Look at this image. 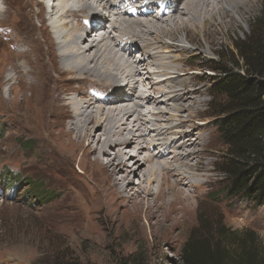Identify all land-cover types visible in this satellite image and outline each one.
Instances as JSON below:
<instances>
[{
  "label": "rangeland",
  "instance_id": "1",
  "mask_svg": "<svg viewBox=\"0 0 264 264\" xmlns=\"http://www.w3.org/2000/svg\"><path fill=\"white\" fill-rule=\"evenodd\" d=\"M90 1L86 11H95L97 4L93 2L92 5ZM182 3L180 9L184 15L181 16H189V24L176 29L173 22L164 26V23L152 21L156 26L164 27L162 33L152 27L147 31L142 20L139 22L124 15L116 17L121 36L125 35L128 41L124 46H138L145 55L148 53L146 58L132 52L133 49L130 52L132 59L137 56L138 62L134 65L137 70L150 71L144 74L146 78H143L141 88L146 90L150 80L151 85L167 83L168 88L162 87L161 90L178 95L176 99L156 103L150 93V105L145 108L149 115L145 121L141 120V127L162 132L164 121L174 124L178 119L185 120L180 128L167 136L169 140L179 137L173 140L174 145L179 150H186L191 160L189 164L199 167L197 177L193 175L191 180L203 182L189 200L182 202V205L189 206L182 225L178 228L168 226L170 231L174 230V240L157 247L154 241H148L150 229L147 227L146 233L140 230L145 222L143 219L125 224L123 204L113 223L103 222L98 203L89 198L93 189L90 185L89 188L84 186L77 162L72 165V173L66 174L43 157L41 143L47 141V135L31 126L37 121L23 101L29 92L24 91V96L15 93L10 88L11 83H3V80L24 76L27 67L21 62L35 59L37 54L47 51L49 39H53L48 27L51 12L42 0H0L3 9L0 12V264H183L180 254L183 243L193 229H198L204 215L209 217L204 225L213 223L212 228L220 222L221 226L240 232L253 229L258 233L260 248L264 249V202L248 194H230L231 178L225 173L226 164L229 165L227 145L219 132V120L212 115L218 112L219 103L226 101V97L210 94L218 75L205 67L217 62L225 66L226 59H236L234 43L250 33L256 17H262L264 24V0H242L238 8L227 6V12L222 16L213 8L212 13H216L213 22L191 16L192 10L186 8V1L182 0ZM105 10L107 6L102 12ZM69 16L77 18L79 15ZM107 16L110 20L113 17L111 13ZM126 39L120 37L119 40ZM170 46L172 50H169ZM95 74L83 77L93 80ZM168 76L176 79L171 80ZM185 78L187 80L180 86L179 81ZM99 80L106 82L103 76ZM135 82L140 80L136 78ZM107 85L111 84L76 78L69 81L73 97H93L94 103L96 96L112 91ZM164 92L157 95L162 96ZM92 105L96 106V103ZM177 106L184 109H177ZM189 110L193 111L192 116ZM158 167L165 169L162 164ZM179 177L175 175L173 180L177 181ZM139 178L140 175L136 174L127 180L137 184ZM150 188L155 191L156 183L150 184ZM179 188L184 191L192 189L181 179L171 191ZM164 191V200H171L170 190L164 188ZM41 193L44 196H40ZM63 212L71 219L70 223L59 222Z\"/></svg>",
  "mask_w": 264,
  "mask_h": 264
},
{
  "label": "bare ground",
  "instance_id": "2",
  "mask_svg": "<svg viewBox=\"0 0 264 264\" xmlns=\"http://www.w3.org/2000/svg\"><path fill=\"white\" fill-rule=\"evenodd\" d=\"M42 1L46 2L50 9L48 11L51 12L48 27L52 31L53 39H49V48L46 52L37 54L35 59L21 62L23 67H27L24 76L6 78L3 83H11L10 88L23 96L24 91L29 92L28 96L22 97L30 115L37 121L35 125H30L47 135V141L41 143L42 149L44 148L43 157L66 174L71 172L73 163L77 162L81 176L84 177V186L89 188L90 185L93 189L89 198L98 203L103 222L113 223L123 204L122 218L125 224L137 223L143 219L145 222H142L140 230L146 233L147 227L150 229L149 242L154 241L158 247L163 242L173 241L176 235L168 226L178 228L182 225L189 212V206L182 205V202L189 200L193 196L192 192L200 188L203 182L191 180L193 175L197 177L199 167L189 164L188 161L191 160L186 150H179L174 145L173 140L179 137L169 140L167 136L180 128L185 120L178 119L174 124H169L168 120L164 121L162 132L141 127V120L149 115L145 113V108L150 105V93L156 103L176 99L178 95L172 94L173 91L161 90L162 87L168 88L167 83L151 85L150 80L146 84V90L141 88L143 78H146L144 74L150 71L142 72L141 68L137 70L134 67L138 62L137 56L133 54L132 59L130 52L133 49L132 52L146 58L148 53L145 55L138 46H124L128 41L125 35L121 36L116 17L124 15L139 22L142 20L147 31L152 27L162 33L165 31L164 27L156 26L154 22L164 23V26L173 22L176 29L178 26L189 24L190 17L181 16L184 12L180 6L184 3L182 0H92V5L96 2L97 6L95 11L92 9L89 12L86 11L89 9V0ZM185 1L186 8L192 10L191 16L204 22H213L214 14L218 12L222 16L227 12V6L238 8L242 0ZM214 2L219 6L214 5ZM162 5L163 9L160 10ZM106 6L107 10L102 12ZM213 8L216 9L214 14ZM2 11L0 7V12ZM107 13L112 14L111 20ZM76 14L79 15L77 18L69 16ZM89 27L92 28L90 32ZM93 32H100L99 36ZM120 37L126 40L120 41ZM169 50H172L171 46ZM122 59L125 62H122ZM132 67L135 69L132 70ZM130 69L132 71H129ZM95 72L97 74L93 76L97 79L83 77L92 76ZM101 76L106 78V82L99 80ZM75 78L111 84L107 87L112 88V91L96 96V106H93V97L71 95L69 81ZM136 78L140 82L133 83ZM170 79L174 80L176 77ZM185 80L187 79H181L179 85ZM136 89L141 90V93ZM162 91V96L157 95ZM178 108L184 109L183 106H177ZM188 113L192 116L193 111L189 110ZM131 150L133 152H130ZM161 164L165 168L164 171L158 167ZM136 174L140 175L139 182L130 183L127 179ZM175 175H180L177 181L173 180ZM180 179L192 189L184 191L179 188L171 191ZM154 182L155 191L150 188V184ZM164 188L170 190L172 198L169 201L164 200ZM63 215L59 222L70 223L71 219L67 217L66 212H63ZM171 246L173 247V244Z\"/></svg>",
  "mask_w": 264,
  "mask_h": 264
},
{
  "label": "trees",
  "instance_id": "3",
  "mask_svg": "<svg viewBox=\"0 0 264 264\" xmlns=\"http://www.w3.org/2000/svg\"><path fill=\"white\" fill-rule=\"evenodd\" d=\"M256 17L250 33L234 43L236 59L226 65L207 64L217 73L211 95H223L218 128L227 145L225 173L230 175V194H248L264 202V24ZM256 25V26H255ZM255 26V27H254ZM220 116V117H219ZM44 196L43 193L40 196ZM203 216V215H202ZM193 229L181 248L183 264H264V249L253 229L241 232L220 222ZM199 219V218H198ZM219 223V224H218Z\"/></svg>",
  "mask_w": 264,
  "mask_h": 264
}]
</instances>
